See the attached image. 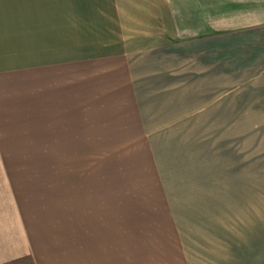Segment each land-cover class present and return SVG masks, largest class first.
I'll return each instance as SVG.
<instances>
[{
	"label": "rangeland",
	"instance_id": "374dc122",
	"mask_svg": "<svg viewBox=\"0 0 264 264\" xmlns=\"http://www.w3.org/2000/svg\"><path fill=\"white\" fill-rule=\"evenodd\" d=\"M252 0H0V264H264Z\"/></svg>",
	"mask_w": 264,
	"mask_h": 264
},
{
	"label": "crops",
	"instance_id": "0c3cea01",
	"mask_svg": "<svg viewBox=\"0 0 264 264\" xmlns=\"http://www.w3.org/2000/svg\"><path fill=\"white\" fill-rule=\"evenodd\" d=\"M257 30H264V0H252V36ZM255 39L264 45V37Z\"/></svg>",
	"mask_w": 264,
	"mask_h": 264
}]
</instances>
